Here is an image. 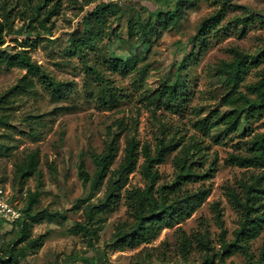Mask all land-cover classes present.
Wrapping results in <instances>:
<instances>
[{"label":"rangeland","instance_id":"obj_1","mask_svg":"<svg viewBox=\"0 0 264 264\" xmlns=\"http://www.w3.org/2000/svg\"><path fill=\"white\" fill-rule=\"evenodd\" d=\"M58 1V14L43 29L25 0H0V21L4 9L10 12L11 26V32H3V46L20 49L25 42H33L27 48L32 60L64 84L62 95L54 97L33 77L32 89L12 94L4 111L9 124L0 127V180L12 186L14 165L27 152L38 149L42 178L24 181L21 193L37 192L33 210L54 214L51 219L30 224V237L44 235L42 245L28 252L24 259L13 255L9 264H202L205 251L198 238L208 241L214 251L221 250L215 207L220 211L227 241L232 240L238 227L239 211L231 203L227 189L231 187L240 193V180L264 175V165L244 168L228 161L230 154H248L250 140L264 132V113L258 119L240 122L235 131L228 132L223 122L216 119L241 106L240 94L253 97L248 86L259 80L264 68V20L259 18L264 16V0H229L218 25L221 29L217 35H206L205 49H199L192 38L199 23L220 9L222 0H195L177 27L151 37L146 45L129 37L126 29L128 19H134L136 14L145 16L140 1L112 0L119 16L117 36L103 37L85 52L86 64L99 75L88 71L79 56L70 54L71 34L82 30L84 17L99 0ZM230 48H237L248 57L245 73L236 83L217 68L233 59ZM112 56L134 57L136 63L120 72L110 67ZM24 74L21 68L1 70L0 97ZM175 80L184 82L175 102H168L165 95L158 96ZM109 94L114 95L112 101ZM205 118L207 124L203 125ZM118 133L122 134L112 167L123 155L125 134L134 135L140 145L146 143L152 149L160 138L174 143L173 150L155 167L159 178L154 191L173 181V162L175 157H183V146L198 142L201 150L189 147V160L195 162L199 172L207 171L212 164L215 170L207 179L182 185V190L189 192L198 187L208 190L207 197L189 217L135 247L111 246L115 226L131 221L122 195L105 215L94 247L89 248L80 234L70 231L71 226L83 220V205L74 206L89 192L88 186H82L78 179L77 165L84 161L87 171L92 173L91 154L101 152L105 141ZM148 185L137 167L128 176L126 189L142 190ZM103 191L102 186L92 201L100 198ZM16 236L15 225L0 226V250ZM182 236L189 241L184 251L180 248ZM263 242L264 228L248 243L250 260L236 251L215 259L213 264H264V259H260Z\"/></svg>","mask_w":264,"mask_h":264},{"label":"trees","instance_id":"obj_2","mask_svg":"<svg viewBox=\"0 0 264 264\" xmlns=\"http://www.w3.org/2000/svg\"><path fill=\"white\" fill-rule=\"evenodd\" d=\"M54 1V2H53ZM141 8L145 11V16L141 18L136 14L134 19L126 21L127 35L135 37L138 44L146 45L151 37H159L166 30L178 26L185 10L194 6L195 0H139ZM229 0H222V5L214 14L205 17L198 26L196 34L193 36V43L199 46V49L206 48V35L217 33L221 27H218L226 9ZM27 6L32 10L34 18L39 25L45 29L46 23L52 17L56 16L60 10L58 0H25ZM53 2V3H51ZM51 3V4H50ZM50 5V6H49ZM114 2L112 0H99L96 6L84 17V25L81 31L75 30L70 37L72 52L71 55H77L84 63V67L96 75L98 72L85 62V52L93 49L96 43L103 37H116L118 29V17L114 12ZM3 20L0 21V71L12 68H21L25 74L21 76L16 84L0 97V127L7 126L8 119L5 114L7 104L11 95H18L32 89V78H36L52 96L62 95L63 83L55 80L44 68L32 60L28 49L33 46V42H25L23 48L16 46H3V32H11L10 12L2 13ZM261 21L264 16L259 17ZM240 23L244 21L239 20ZM35 45V44H34ZM229 52L233 55L231 62H222L217 68L229 76V80L236 83L241 80L245 73V67L248 63L247 55L237 48H230ZM136 63V58L117 57L110 58V67L120 72H125ZM184 82L175 80L173 84L158 93V96L165 95L168 102H175L181 95L179 88ZM108 90V87L106 86ZM248 91L253 95L249 98L245 94H240L238 100L242 101L241 106L230 111L226 115L218 116L225 125V130L235 131L242 121L258 119L264 113V68L260 73V78L254 84L248 86ZM109 100L112 101L114 95L109 94ZM208 118L203 119V125L207 124ZM123 129L122 122L119 123ZM212 127V126H211ZM122 133L112 135L105 141L104 147L99 153L91 154L93 171L89 173L85 167L84 161L77 165V175L82 186H88V195L86 198L77 200L75 208L81 207L83 220L77 221L70 227V231L78 233L86 242L89 248L94 247V241L97 238L99 228L105 215L114 209V206L123 197L126 199L127 207L130 211L131 221L119 223L115 226L112 236L111 246L122 248L124 246L135 247L141 243L149 242L155 238L160 230L170 227L175 223L189 217L192 212L200 206L208 195V190L198 187L195 191L189 192L182 190V185L198 182L209 178L215 170L213 164L207 171L199 172L195 168V162L189 160L190 148L200 151L198 142L190 146H183V157H175L174 168L175 176L170 184L160 185L154 191L158 182L159 174L155 170L156 165L164 161L168 152L173 150L172 140L166 141L164 138L157 139L154 149L148 144L140 145L134 135L124 136L125 144L123 155L115 167H112L118 153V139ZM248 154H230L228 161L239 167H255L264 165V132L256 134L249 142ZM190 147V148H189ZM2 145L0 143V149ZM38 149L27 152L24 157L14 165L12 188L22 191V184L30 177L42 178V172L39 169ZM139 159L142 162L139 164ZM141 171L142 176L149 182V185L140 190L139 188L126 189L128 176L136 168ZM264 179L263 174L251 176L249 180H240V193L233 188L227 189V194L233 206L239 211L238 227L233 232V238L230 241L225 239L223 222L218 208L215 206V219L220 227V251H214L208 241L198 238V244L205 251V259L202 264H213L215 259H221L223 256L230 255L240 251L250 260L248 243L251 239L257 237L264 228ZM2 182V180H0ZM104 187L103 194L96 201H92L94 193L101 187ZM38 199L37 192L26 193L24 199L23 219L17 220L10 226L17 227V236L12 240L4 250H0V264L11 263V257L17 255L24 259L30 251L38 249L44 239V235L30 237L29 227L34 221L43 218L51 219L54 214L47 210L35 211L34 205ZM56 215V214H55ZM3 224H0L2 226ZM180 248L185 250L189 246V241L182 236L180 239ZM261 260L264 259V242L261 247Z\"/></svg>","mask_w":264,"mask_h":264},{"label":"built area","instance_id":"obj_3","mask_svg":"<svg viewBox=\"0 0 264 264\" xmlns=\"http://www.w3.org/2000/svg\"><path fill=\"white\" fill-rule=\"evenodd\" d=\"M21 192L0 182V222H3L2 224H12L23 219L26 193Z\"/></svg>","mask_w":264,"mask_h":264}]
</instances>
